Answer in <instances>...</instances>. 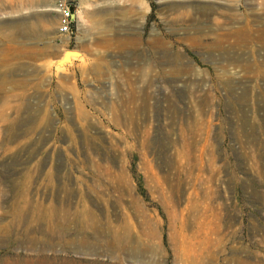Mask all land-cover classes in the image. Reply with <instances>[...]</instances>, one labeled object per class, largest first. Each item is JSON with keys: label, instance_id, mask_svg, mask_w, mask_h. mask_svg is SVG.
Masks as SVG:
<instances>
[{"label": "rangeland", "instance_id": "obj_1", "mask_svg": "<svg viewBox=\"0 0 264 264\" xmlns=\"http://www.w3.org/2000/svg\"><path fill=\"white\" fill-rule=\"evenodd\" d=\"M58 1L0 0V264H264L259 1Z\"/></svg>", "mask_w": 264, "mask_h": 264}, {"label": "bare ground", "instance_id": "obj_2", "mask_svg": "<svg viewBox=\"0 0 264 264\" xmlns=\"http://www.w3.org/2000/svg\"><path fill=\"white\" fill-rule=\"evenodd\" d=\"M260 5V10L262 14H264V0H258ZM241 16L237 14L235 15L234 22L236 25H231L230 23L226 26H221L219 30H217L218 33H216L215 37V43L213 46H224L226 44L228 45H236L240 46L241 39L244 41L248 36L252 37L256 34L261 37V39H264V27L258 24L256 27H254L253 22L247 20L243 25H237L240 20ZM258 28V29H257ZM221 44V45H219ZM75 57V54H71L69 56V61L72 60V58Z\"/></svg>", "mask_w": 264, "mask_h": 264}, {"label": "built area", "instance_id": "obj_3", "mask_svg": "<svg viewBox=\"0 0 264 264\" xmlns=\"http://www.w3.org/2000/svg\"><path fill=\"white\" fill-rule=\"evenodd\" d=\"M56 9L59 13V32L71 34L74 25V13L71 4L67 0H59L56 4Z\"/></svg>", "mask_w": 264, "mask_h": 264}, {"label": "water", "instance_id": "obj_4", "mask_svg": "<svg viewBox=\"0 0 264 264\" xmlns=\"http://www.w3.org/2000/svg\"><path fill=\"white\" fill-rule=\"evenodd\" d=\"M78 53L79 52L77 50H67L64 55V60H69V56H71V54L77 55Z\"/></svg>", "mask_w": 264, "mask_h": 264}]
</instances>
